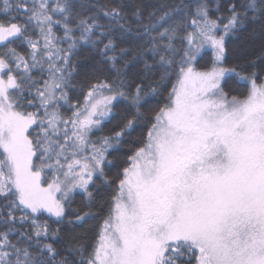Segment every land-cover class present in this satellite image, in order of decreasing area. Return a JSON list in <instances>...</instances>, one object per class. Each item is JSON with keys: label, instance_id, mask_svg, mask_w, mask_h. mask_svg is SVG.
Instances as JSON below:
<instances>
[{"label": "snow or ice", "instance_id": "1", "mask_svg": "<svg viewBox=\"0 0 264 264\" xmlns=\"http://www.w3.org/2000/svg\"><path fill=\"white\" fill-rule=\"evenodd\" d=\"M80 46L111 78L73 102ZM0 264H264V0H0Z\"/></svg>", "mask_w": 264, "mask_h": 264}, {"label": "trees", "instance_id": "2", "mask_svg": "<svg viewBox=\"0 0 264 264\" xmlns=\"http://www.w3.org/2000/svg\"><path fill=\"white\" fill-rule=\"evenodd\" d=\"M85 3H95L98 2L100 4H111L116 3L118 0H84ZM126 3L131 2L137 5H144L145 10H147L148 5L151 3H154L155 0H125ZM210 4L214 7V0H209ZM221 5H226L228 0H219ZM225 9H222V11ZM213 17L217 15V13H212ZM261 30L262 25L260 23H248L246 24L242 29H240L235 35L229 36L227 38V46L229 49V63L232 62V57L234 55H239L241 53H252L254 51H258L259 46L261 44ZM57 33L62 34L61 30L57 28ZM66 46V45H65ZM121 47H129L132 46L129 44V42H125L120 45ZM179 47V45H177ZM101 57L97 53V51L89 46H80L77 50L76 55L73 57V62L77 66V74L75 77V83L77 85V91L71 92L70 96L72 97L73 102H75L77 99H82L80 96V86L81 85H87L90 83L95 77H103L108 76L111 78V73L109 72V65L104 64L101 62ZM211 59V51L206 50L202 52L201 57L199 58V66L203 67L206 66ZM120 66H123V61H121ZM142 65L136 64V65H129L128 71H127V78L129 81H139L140 79V70ZM158 79V77H157ZM228 84H231L233 87H235L234 81H228ZM238 91H244V89H237ZM160 103L163 101L160 100ZM157 100L149 99V103L146 105V108H155L157 107ZM122 105H117V110ZM117 123V120H113L111 124H105L104 126V134L109 133L112 130L113 125ZM142 129H138L137 133L133 134V137L138 135V133ZM96 135H100V133H97ZM95 138V137H94ZM128 145L125 144L121 149L112 151L109 159L112 160V165L105 169V171L108 173V175L114 176L117 171L123 166L125 153L127 152ZM99 184L100 182L97 181ZM108 190L101 187L99 195L107 196ZM73 208L77 209H85V198L82 194H76L74 198V202L72 204ZM47 217L42 216L40 219L41 221L45 220ZM49 223L52 224V227L55 228L56 225L52 223L51 220H49ZM64 232L62 235H64L65 239L68 238L69 235V229L68 226L65 225ZM77 234L82 232L83 229H77ZM89 236H91V231H89ZM58 248H60L61 251H63V248L61 247V242L57 241L54 242Z\"/></svg>", "mask_w": 264, "mask_h": 264}, {"label": "rangeland", "instance_id": "3", "mask_svg": "<svg viewBox=\"0 0 264 264\" xmlns=\"http://www.w3.org/2000/svg\"><path fill=\"white\" fill-rule=\"evenodd\" d=\"M209 51H211V50L209 49Z\"/></svg>", "mask_w": 264, "mask_h": 264}]
</instances>
